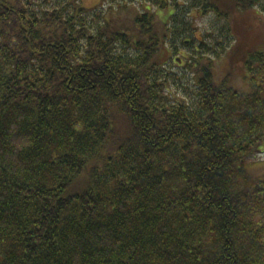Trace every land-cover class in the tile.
<instances>
[{
  "label": "trees",
  "instance_id": "obj_1",
  "mask_svg": "<svg viewBox=\"0 0 264 264\" xmlns=\"http://www.w3.org/2000/svg\"><path fill=\"white\" fill-rule=\"evenodd\" d=\"M103 1L0 0V264H264V0Z\"/></svg>",
  "mask_w": 264,
  "mask_h": 264
},
{
  "label": "rangeland",
  "instance_id": "obj_2",
  "mask_svg": "<svg viewBox=\"0 0 264 264\" xmlns=\"http://www.w3.org/2000/svg\"><path fill=\"white\" fill-rule=\"evenodd\" d=\"M101 1L103 3L105 2L103 0H81L83 5L88 6V7L97 5V4L101 3ZM104 5H106V3ZM251 17H252L251 20L254 19L253 22H256V19L258 18V16L253 15ZM192 27H193L192 29H195L194 35L196 37L200 38V34L206 32L204 30H207V29L210 30L212 28V19H210L208 16L196 17L195 20H193ZM258 29H259V26H257L256 31H258ZM191 52H193V48L191 46H189V47L180 46L179 50L174 55V57L180 58L181 56H184V55L186 56L187 54L189 55ZM173 62L174 63H171L169 65V67L172 68V70H174L175 72H179L180 75H182L183 74L182 70H183V65L185 63V60L182 59L181 61L176 60V61H173ZM184 75L185 76L182 78L183 80H185L186 78L187 79L190 78L188 73L187 74L185 73ZM187 79H186V82H183V83L187 84V86H189L190 81L188 82ZM180 90H181V87L178 89V91H180ZM172 92H174V91H172ZM181 92H182V90H181ZM257 160L264 162V152L259 153L257 155ZM258 170L259 171H263L264 170V163H263L262 166L259 167Z\"/></svg>",
  "mask_w": 264,
  "mask_h": 264
},
{
  "label": "water",
  "instance_id": "obj_3",
  "mask_svg": "<svg viewBox=\"0 0 264 264\" xmlns=\"http://www.w3.org/2000/svg\"><path fill=\"white\" fill-rule=\"evenodd\" d=\"M187 42V41H186Z\"/></svg>",
  "mask_w": 264,
  "mask_h": 264
}]
</instances>
